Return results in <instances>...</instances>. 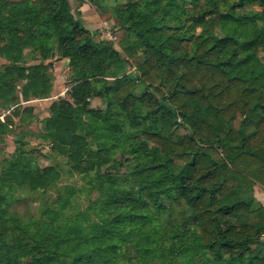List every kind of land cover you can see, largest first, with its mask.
I'll use <instances>...</instances> for the list:
<instances>
[{
	"label": "trees",
	"instance_id": "obj_1",
	"mask_svg": "<svg viewBox=\"0 0 264 264\" xmlns=\"http://www.w3.org/2000/svg\"><path fill=\"white\" fill-rule=\"evenodd\" d=\"M86 1L101 15L113 5ZM134 1L138 10L113 14L134 40L127 54L142 49L132 74L69 0H0V109L50 98L45 62L68 59L67 99L51 104L37 137L97 193L51 199L59 165L41 167L18 137L0 162V264H131V251L140 264H264V223L251 221L252 186H264V68L253 65L264 11L245 10L264 0ZM28 52L40 60L27 65ZM23 114L33 109L0 120V145ZM179 119L187 135L174 134ZM29 194L40 199L34 215L17 210Z\"/></svg>",
	"mask_w": 264,
	"mask_h": 264
},
{
	"label": "rangeland",
	"instance_id": "obj_2",
	"mask_svg": "<svg viewBox=\"0 0 264 264\" xmlns=\"http://www.w3.org/2000/svg\"><path fill=\"white\" fill-rule=\"evenodd\" d=\"M20 1V0H15ZM72 11L76 15L77 19L82 20V14L79 11L81 4H85V0H69ZM110 3H113L112 7L110 8L108 14L101 15L96 11L94 6H91L86 10L91 15V19L97 22H90L91 29L93 30V34L96 38V41H104L112 43L115 48L121 53L122 58L127 62L126 65V72L127 73H138V67L143 63V59L141 58L142 49H138L134 57H131L126 52V47L129 45H134L132 39L127 38L126 32L119 27L118 20L114 17V12L121 8L124 11H136L139 9L138 5L134 0H107ZM191 0H187L186 7H190ZM246 11H256L259 13H263L264 9L258 5L256 6H248L245 9ZM83 21V20H82ZM178 24L181 25L182 22L178 21ZM218 35H222L223 33L218 28L216 30ZM226 34L231 35L235 33V30L227 29ZM131 41L130 43H128ZM39 58H33L29 52L26 55L25 63L27 65L33 64L38 62ZM52 63V68H49L48 72L51 73L54 78V90L50 96V98L54 99H33L30 101H21L16 106H11L8 110L7 109H0V120L5 121L6 117L12 116L13 113L16 111L17 107H21L22 111L24 109H33V114H23L19 117H14V121L16 126L14 130L10 132L8 135L5 136L4 142L0 145V162L6 158H10L14 155L16 151V141L18 137L22 135L28 141L27 149L34 151L35 155L38 157V162L41 167L59 165L60 171L62 173V180L60 181L58 188L52 192H50L51 199L56 198L59 194L67 193L72 190L78 189H85L86 192L90 194V197L95 198L97 196L96 192H92L91 189L86 188L88 186L87 182L83 180V178L79 174L71 175L68 172V167L65 165L66 158L56 157L55 155L51 154L50 146L48 143L41 141L37 135L41 129V121L48 117L47 112L49 111L48 106L58 100V99H67V92L69 91L72 80H71V70L69 68V60L57 58L53 60H48L45 64ZM7 64V61L2 59L0 61V68H3ZM255 72L258 74L264 68V51H260L257 55L256 60L253 63ZM21 87V86H20ZM19 87V90L21 89ZM20 95V94H19ZM49 106V108H50ZM92 106L94 108H104L103 102L101 100H94L92 101ZM140 113V112H138ZM179 125L174 130V134L176 136H184L189 133L188 127L183 123L181 119H179ZM141 150L126 152L124 155L118 154L116 156V160L120 161L123 159L126 160H133L135 155H137ZM122 156V157H121ZM131 174V169L124 167L122 169V174ZM253 191V200L256 207V212L253 214L252 222L257 223H264V186L261 184H255L252 186ZM86 194H84V200L86 199ZM40 199L36 196L32 197V195H26L23 199L20 200L18 204L17 210L21 214H26L27 211H30L32 215H34L39 208ZM165 221V216L164 220ZM259 248H264V238L260 240ZM136 252L131 251L133 261L131 264H140ZM264 255V250L261 252ZM152 260L148 259L143 261L142 264H159L153 263ZM56 264H60L56 262ZM118 264H124L122 258L119 259ZM130 264V263H129Z\"/></svg>",
	"mask_w": 264,
	"mask_h": 264
},
{
	"label": "crops",
	"instance_id": "obj_3",
	"mask_svg": "<svg viewBox=\"0 0 264 264\" xmlns=\"http://www.w3.org/2000/svg\"><path fill=\"white\" fill-rule=\"evenodd\" d=\"M91 6H92V5H91L89 2H87V1L85 0V4H81V6H80V8H79V11H80V13L82 14V20H83L84 25H85L90 31L93 32V30L91 29L90 26H94V25H91L90 22H97V21L92 20V19H91V15L89 14V12H88V11L86 12V10H88V8H90ZM88 25H90V26H88ZM48 99H54V100H55V98H47V100H48ZM44 100H45V99H44ZM49 106H50V105H49ZM49 106H48V109H49ZM47 115H48V117L50 116V112H49V111L47 112Z\"/></svg>",
	"mask_w": 264,
	"mask_h": 264
}]
</instances>
